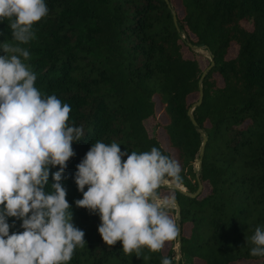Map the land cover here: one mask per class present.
Here are the masks:
<instances>
[{
  "label": "trees",
  "instance_id": "1",
  "mask_svg": "<svg viewBox=\"0 0 264 264\" xmlns=\"http://www.w3.org/2000/svg\"><path fill=\"white\" fill-rule=\"evenodd\" d=\"M169 1L45 0L49 14L34 26L36 39L20 45L30 52L26 63L37 75L35 86L69 104V124L82 125L85 133L73 143L75 156L61 180L74 226L86 242L68 264H161L164 256L176 264L174 249L167 254L144 249L137 257L125 254L122 242L107 245L98 231L99 214L76 205L83 199L75 183L77 165L97 140L115 141L128 154L157 147L172 157L145 125L156 117L157 105L167 119L161 127L177 152L181 187L190 193L199 187L196 165L203 134L208 137L200 179L210 193L192 199L175 191L182 258L264 264V258L250 255L247 242L257 226L264 227V0H180L181 9ZM11 39L5 20L0 43ZM188 43L207 47L215 62L203 81V102L193 113L197 127L188 112L199 101L205 71L197 60L185 58ZM233 45L238 54L230 59ZM0 55L6 54L0 50ZM193 96L196 102L190 101ZM52 183L50 174L49 191ZM8 223L10 234L23 232L21 220L9 217ZM172 242L177 246V239Z\"/></svg>",
  "mask_w": 264,
  "mask_h": 264
},
{
  "label": "clouds",
  "instance_id": "2",
  "mask_svg": "<svg viewBox=\"0 0 264 264\" xmlns=\"http://www.w3.org/2000/svg\"><path fill=\"white\" fill-rule=\"evenodd\" d=\"M48 14L45 0H0V23L7 20L12 34V42L0 43V264H68L86 243L61 183L83 126L69 124V104L35 86L30 52L20 46L36 39L34 26ZM53 167L59 171L51 173ZM77 168L83 199L76 205L99 214L107 245L122 242L125 254L141 257L177 239L175 196L162 191L181 186L176 159L157 147L128 154L115 141L97 140ZM9 217L22 221L23 232L10 234ZM247 242L251 256L264 258V227ZM161 264L173 260L164 256Z\"/></svg>",
  "mask_w": 264,
  "mask_h": 264
},
{
  "label": "rangeland",
  "instance_id": "3",
  "mask_svg": "<svg viewBox=\"0 0 264 264\" xmlns=\"http://www.w3.org/2000/svg\"><path fill=\"white\" fill-rule=\"evenodd\" d=\"M175 7L177 9H181V3H180V0H172ZM244 26L249 29V30H252V24L251 23H244ZM238 46L236 45H233L231 47V50L229 52V55H228V58L232 59V58H235L238 54ZM183 53H184V56L185 58L187 59H195L197 60L200 65H201V68L206 71V69H208V67L210 66V62H211V55L208 51H205V50H195V49H192L188 46H185L183 48ZM215 78L218 80V84L220 86H223V80L222 78L216 74L215 75ZM197 97L196 96H193L190 98V101L191 102H196L197 101ZM157 101V99H156ZM156 117H153V118H150L149 120H147L145 122V125H146V128L149 132V134L151 136H155L162 144V146L166 149V150H169L171 155H172V158L176 159L177 160V152L173 149L170 148V145H169V142H168V138H167V135L166 133L164 132V130L162 129L161 125L163 124H166L167 123V119L165 118V116L163 115V112L160 108L159 105H157V109H156ZM196 165V164H195ZM196 168H198V164L196 165ZM162 191L165 193V194H171V195H174L175 196V191L172 190L171 193H169V189L168 188H165V189H162ZM211 191V187L208 183H205L204 184V191L201 195L200 198L206 196L207 194H209ZM176 208L174 210H172V212L170 213L174 219L177 221V217H176ZM190 228L191 226L190 225H187L184 227V235L185 236H188L190 234ZM178 241H177V246H176V243L174 242H169L165 248L163 249V252L164 254H167L168 251H170L171 249H174L177 251L178 253ZM182 261H183V264H203L201 261L199 260H191L189 258H186V257H183L182 258ZM241 264H248L246 262H243Z\"/></svg>",
  "mask_w": 264,
  "mask_h": 264
},
{
  "label": "water",
  "instance_id": "4",
  "mask_svg": "<svg viewBox=\"0 0 264 264\" xmlns=\"http://www.w3.org/2000/svg\"><path fill=\"white\" fill-rule=\"evenodd\" d=\"M166 2L168 4H170V1L169 0H166ZM172 14H173V19H174V22H175V25L176 27L178 28L179 30V25H178V16H177V13L175 10L172 11ZM188 46L192 49H195V50H205L207 51V47H196V46H193L191 43H188ZM211 55V66L208 67V69H206V71L203 73V76L200 80V97H199V101L197 103H195L193 105V107L190 108L189 112H188V115L192 121V123L194 124V126H198L195 118H194V111L196 108H198L199 106H201L202 102H203V97H204V93H203V81L206 77V75L212 70L213 66L215 65V62H214V58ZM200 131V130H199ZM208 142V137L203 134V144H202V147H201V150H200V157L197 161V164H198V168H196V173H197V179H198V183H199V187H198V190L195 192V193H190L188 192L187 190H185L183 187H179V188H174L173 190L176 191V192H179L181 193L182 195L186 196V197H189V198H192V199H198L201 197L203 191H204V184L202 183L201 179H200V171L202 169V162H203V157H204V154H205V148H206V144ZM167 188V187H165ZM175 208H176V217H177V224H178V227H179V235L177 237V241H178V256H177V261H176V264H180L181 263V258H182V226H181V221H182V216H181V207L179 205V202L175 199Z\"/></svg>",
  "mask_w": 264,
  "mask_h": 264
}]
</instances>
